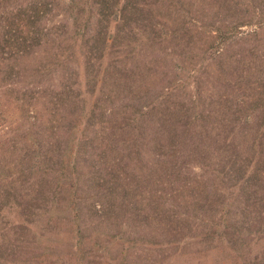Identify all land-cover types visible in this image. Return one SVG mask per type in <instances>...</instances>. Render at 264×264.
Wrapping results in <instances>:
<instances>
[{
    "label": "trees",
    "instance_id": "1",
    "mask_svg": "<svg viewBox=\"0 0 264 264\" xmlns=\"http://www.w3.org/2000/svg\"><path fill=\"white\" fill-rule=\"evenodd\" d=\"M56 112L57 167L36 136ZM24 144L29 175L0 179L56 171L70 206L93 159L129 151L138 215L166 234L133 238L164 254L143 264H264V0H0V167ZM120 177L96 195L128 194Z\"/></svg>",
    "mask_w": 264,
    "mask_h": 264
},
{
    "label": "rangeland",
    "instance_id": "2",
    "mask_svg": "<svg viewBox=\"0 0 264 264\" xmlns=\"http://www.w3.org/2000/svg\"><path fill=\"white\" fill-rule=\"evenodd\" d=\"M169 60L170 67L180 61L171 60L170 57ZM50 72L45 75H52ZM57 110L62 111L60 108ZM60 113H53L51 119L55 120L46 123L43 133L36 134L43 145H47V148H42L43 160L54 162L55 167L62 159L60 148L68 145L65 139L58 140L59 128L62 129L64 123L59 120L63 115ZM90 144L88 141L87 153H90ZM20 148L15 153L11 151L2 156L0 175L3 178L18 171L23 173V178L29 175V150L27 147L25 149V144ZM87 158H82V161ZM131 160L129 151L109 155L105 151L93 159L97 172L82 174L81 199L77 201V206L75 203L70 206L67 199L54 198L56 171L46 174L45 178L39 175L35 182L26 186H22L21 182L11 180V183H5L3 178L0 179V264H110L113 258L119 263L143 264V259L152 262L154 256H164L160 249L146 244L156 238L165 240L166 234L152 219H143L138 215L136 208L143 197H135L133 193H138L141 187L137 186L130 171L125 172L126 163ZM22 163L27 166H22ZM120 173L124 177H120L116 183H126L128 194L119 187L118 192L123 196L102 199L96 195L100 191L99 184L105 183L108 187L112 180L108 184L106 178L112 179ZM15 191L19 196L11 198ZM141 235H145V245L133 243V238ZM123 240L127 241L130 249L128 256L122 258ZM174 251L175 248L167 251V254ZM172 261L171 264H186L183 257Z\"/></svg>",
    "mask_w": 264,
    "mask_h": 264
}]
</instances>
